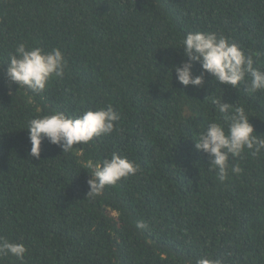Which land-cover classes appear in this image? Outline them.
<instances>
[{
  "label": "trees",
  "instance_id": "16d2710c",
  "mask_svg": "<svg viewBox=\"0 0 264 264\" xmlns=\"http://www.w3.org/2000/svg\"><path fill=\"white\" fill-rule=\"evenodd\" d=\"M195 31L223 35L264 71V0H0V238L27 249L0 264H264V153L230 158L242 171L220 183L194 149L209 123H223L217 87L264 135V91L210 76L193 91L174 72L170 81L164 69ZM20 43L63 53V77L38 95L5 76ZM109 105L120 115L111 134L69 153L44 140L38 159L28 155L30 120ZM113 153L137 172L86 197L82 162Z\"/></svg>",
  "mask_w": 264,
  "mask_h": 264
},
{
  "label": "clouds",
  "instance_id": "9594fccd",
  "mask_svg": "<svg viewBox=\"0 0 264 264\" xmlns=\"http://www.w3.org/2000/svg\"><path fill=\"white\" fill-rule=\"evenodd\" d=\"M181 49L180 63L164 69L170 73V81L174 72L176 82L185 88L191 87L193 91L204 88L206 76H210L215 84L229 90H237L243 85V90L249 95L264 91V71L254 67L253 57L246 56L238 44L223 35L207 31L189 32L181 40V47L176 50ZM7 65V81L36 95L45 90L51 79L62 78L66 67L60 49L54 48L51 52H45L40 47L26 49L23 43L17 45ZM195 65H199V74L193 72ZM217 88L221 95L212 98L211 102L223 123H209L194 140V149L209 158L208 170H214L219 182L224 183L229 172L239 175L242 171L239 165L230 168L229 159L235 160L245 150L252 156L264 153V139L261 138L264 135H256L245 108L223 101V89ZM209 97H213V93L206 98ZM119 119V113L110 105L98 110L84 111L75 118L66 117L63 112L34 118L27 126L31 145L28 155L38 159L44 140L58 146L62 153L72 152L74 145L88 144L96 137L111 134ZM82 167L88 170L86 183L89 191L86 197L92 199L100 196L105 187L115 185L138 170L132 161L116 153L99 162L84 160ZM136 227L143 229L145 224L138 222ZM26 251L24 244L11 243L0 238V255H11L22 261ZM196 264L223 262L219 258H201Z\"/></svg>",
  "mask_w": 264,
  "mask_h": 264
}]
</instances>
